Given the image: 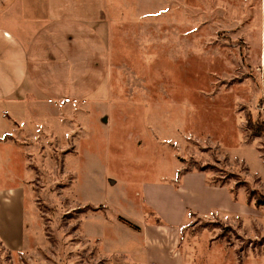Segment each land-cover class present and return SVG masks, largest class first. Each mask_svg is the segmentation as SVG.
<instances>
[{"label": "rangeland", "instance_id": "rangeland-1", "mask_svg": "<svg viewBox=\"0 0 264 264\" xmlns=\"http://www.w3.org/2000/svg\"><path fill=\"white\" fill-rule=\"evenodd\" d=\"M98 2L87 101L66 102L62 65L39 131L1 113L0 264H144L143 225L163 224L145 192L191 207L161 229L175 264H264V0ZM193 172L220 210H199Z\"/></svg>", "mask_w": 264, "mask_h": 264}, {"label": "crops", "instance_id": "crops-1", "mask_svg": "<svg viewBox=\"0 0 264 264\" xmlns=\"http://www.w3.org/2000/svg\"><path fill=\"white\" fill-rule=\"evenodd\" d=\"M94 2L95 0H0V103L9 104L16 111L12 114L7 108L1 109L0 117L1 113L9 117L6 120L11 123V132L15 122L26 129L31 126L35 131L41 129V122H44L42 119L46 117H40L41 110L45 109L47 101L54 102L43 97V83L45 79L55 82L62 65L67 72V87L71 93L66 102L78 104L87 101L85 98L78 100L72 96V89L76 87L75 57L88 54L86 38L93 37V34L85 33L84 28L94 20L85 17L89 11L88 3L92 9ZM96 4L104 10L105 0H99ZM192 174H195L197 182L200 181L190 188V193L202 192L199 196L203 204L199 206V210L205 208L202 213L220 210L222 205L215 204V200L205 192L217 187L206 185L204 177L201 181L198 173ZM181 178L189 181L188 177ZM164 185L170 186L168 188L173 191L179 189ZM144 194V203L163 219L162 225H143L144 264H175L178 240L168 247V243L161 240V229L165 227L167 230H175L191 207L185 206L181 198L168 199L157 193Z\"/></svg>", "mask_w": 264, "mask_h": 264}, {"label": "trees", "instance_id": "trees-1", "mask_svg": "<svg viewBox=\"0 0 264 264\" xmlns=\"http://www.w3.org/2000/svg\"><path fill=\"white\" fill-rule=\"evenodd\" d=\"M261 198L263 199L264 197H261ZM262 199L256 200V203H259V202H263L264 203V201H260Z\"/></svg>", "mask_w": 264, "mask_h": 264}]
</instances>
